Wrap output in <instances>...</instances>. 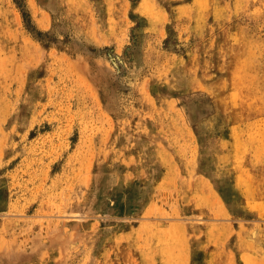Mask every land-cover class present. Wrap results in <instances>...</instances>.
I'll return each instance as SVG.
<instances>
[{
	"label": "rangeland",
	"instance_id": "rangeland-1",
	"mask_svg": "<svg viewBox=\"0 0 264 264\" xmlns=\"http://www.w3.org/2000/svg\"><path fill=\"white\" fill-rule=\"evenodd\" d=\"M0 264H264V0H0Z\"/></svg>",
	"mask_w": 264,
	"mask_h": 264
}]
</instances>
